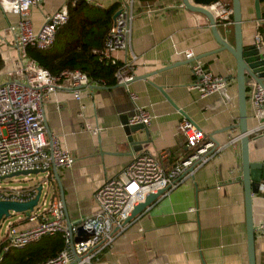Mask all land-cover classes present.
<instances>
[{
  "label": "crops",
  "instance_id": "0c3cea01",
  "mask_svg": "<svg viewBox=\"0 0 264 264\" xmlns=\"http://www.w3.org/2000/svg\"><path fill=\"white\" fill-rule=\"evenodd\" d=\"M64 1L42 0L32 6L33 26L38 28L45 15ZM90 1L106 7L116 0ZM240 2L242 41L248 48L246 60L255 72L264 76V62L260 60L264 44L258 50L252 48L256 31L264 38V17L262 14L259 19L255 17L254 0ZM259 3L262 12L264 0ZM17 18L16 13L0 5V33L4 36V41H0L1 77L10 74L18 57L12 36L6 31L8 24ZM216 25L220 35L233 44V26L218 22ZM218 46L208 17L186 8L181 0H134L130 45L116 50L114 55L118 62L125 59L131 62L135 75L151 73L126 86L138 95L137 104L152 115L147 125L148 139L140 147L134 148L128 142L121 123V117L133 113L134 102L125 85L117 81L113 84L92 81L103 87H83L79 99L69 86L62 84L43 99L46 137H58L75 157L71 166L52 167L49 180L51 191L61 198L56 168L66 210L73 222L96 210L95 189L109 177L120 175L134 152H151L166 167L181 157L185 136L177 124L184 115L162 91L203 130L207 139L212 133L210 137L219 142L212 156L191 177L161 193L130 218L113 244L99 253L95 264H147L157 255L166 257L169 264H248L240 140L230 143L239 134V127L235 126L239 120L236 61L227 49L210 52ZM187 48L213 72L228 77L230 82L224 90L200 96L191 88L195 76L191 70L193 59L183 54ZM165 66L169 67L152 73ZM251 81L246 79L247 89ZM246 113L249 158L260 159L264 157V110L257 114L254 102L247 96ZM86 125L97 126V132ZM226 127L230 128L220 130ZM135 137L146 138L144 132H137ZM251 208L255 261L264 264V230L259 229L264 223L263 190L252 194ZM17 221L20 227L33 224L26 218ZM18 249L7 252L0 263L8 262L10 254Z\"/></svg>",
  "mask_w": 264,
  "mask_h": 264
},
{
  "label": "built area",
  "instance_id": "2783aa9c",
  "mask_svg": "<svg viewBox=\"0 0 264 264\" xmlns=\"http://www.w3.org/2000/svg\"><path fill=\"white\" fill-rule=\"evenodd\" d=\"M41 1L0 0L4 10L18 15L17 20L9 23L6 29L18 50V57L10 72L11 76L0 82V199L27 200L35 195L37 184L42 183L37 182L29 187L1 184V180L9 177V173L23 169H44V181L50 187L51 168L71 166L75 161L74 155L62 145L58 137H46L42 104L43 99L62 84L69 86L73 96L79 99L81 89L91 81L80 69H65L58 74H52L37 60L27 56L26 47L30 45L47 48L53 44L57 27L68 20L69 7L76 0H65L61 6L46 14L42 24L35 28L31 7ZM207 6L218 21L225 25L232 22V6L227 2L216 0ZM117 10L103 47L94 51L98 52L100 58H106L116 65L113 75L117 82L126 87L129 83L127 81L135 76L133 65L126 59L118 63L114 52L127 49L130 45L134 0H121ZM0 41H4L2 33ZM263 44L262 34L256 31L253 45L260 48ZM183 54L185 58L193 59L191 70L195 79L190 86L200 96L221 92L230 82L228 77L213 72L195 58L192 49H184ZM126 89L134 102V111L128 116V122L148 125L152 117L150 111L137 104L138 95L135 92L127 87ZM246 93L254 102L256 113L263 111L264 88L252 80ZM177 127L185 136V149L174 165L164 166L159 157L151 152H134L120 175L109 177L95 189L96 210L76 220L70 229L66 225L61 198L52 191L49 193L47 189L44 190L42 184L36 203L27 212L24 211L25 217H19L33 221V224L20 227L15 222H8L0 239V262L13 248H21L45 235L61 232L64 244L58 253L34 264H95L99 253L111 246L115 238L125 230L127 218L137 203L144 200L150 192H156L160 188H165L163 192H167L191 177L194 170L206 162L218 147L210 138H206L203 130L190 118L182 117ZM86 128L93 132L98 130L97 126L86 125ZM238 139L239 134L231 138L230 143ZM260 189H264L263 182L260 183ZM79 225L87 234L86 237L75 240ZM259 227L264 230V223ZM147 264L169 262L163 255H157Z\"/></svg>",
  "mask_w": 264,
  "mask_h": 264
},
{
  "label": "water",
  "instance_id": "95a60500",
  "mask_svg": "<svg viewBox=\"0 0 264 264\" xmlns=\"http://www.w3.org/2000/svg\"><path fill=\"white\" fill-rule=\"evenodd\" d=\"M182 4L193 11H199L204 13L211 24L212 33L218 42L219 46L216 49L211 50L210 52H216L221 49H227L230 53L234 56L236 61V85H237V92H238V107H239V120L235 126L239 127V140H240V148H241V179L244 185V197H245V213H246V235H247V257H248V264H256L255 261V251H254V239H255V227L252 220V208H251V196L253 193H258L260 189V183H264V157L256 160H251L249 158V136H248V127L246 124L247 113H246V99H247V84L246 79L250 78L256 83H259L264 88V76H261L257 72H255L251 65L246 60V50L248 49L242 41V14H241V2L240 0H231L232 2V21H233V31H234V43L231 44L228 42L223 36L220 35L217 29V21L214 17L212 11L208 8V4L212 1L216 0H181ZM254 11L255 17L259 19L261 17V9L259 0H254ZM118 10H116L113 14V17L117 14ZM252 48L254 50H258L255 45L252 43ZM264 55L261 57V61L264 62L263 59ZM169 66H165L158 70H154V72L162 71ZM151 73H146L141 76L135 75L132 79L127 82H130L138 77H146ZM117 84L123 85V83L118 82ZM84 86V85H82ZM89 87H103V85H98L94 83H89ZM159 89L163 90L162 86H158ZM164 96L169 100V102L184 115V117L189 118V116L172 101V99L162 91ZM121 123L124 126V130L127 134L128 142L134 147H140L141 143L147 141V125L141 122L137 123H129L128 117L124 116L121 117ZM230 127H226L220 130H225ZM137 132H144L146 138H138L135 137ZM205 134V133H204ZM206 135V134H205ZM210 136L212 133L209 134ZM209 138L214 142L215 146L219 145V142ZM45 172L44 169H32V170H17L12 173H9L7 176L15 175V174H29V173H37V172ZM55 178L57 180V184L60 190L61 201L63 204V208L65 211V218H66V225L67 228L70 229L73 221L70 220L66 205L65 199L63 194V187L60 181L59 175L57 173L56 168H54ZM43 183H38L36 186V193L33 197L27 200H15V199H0V220L4 216H8L10 214V210L13 211H25L27 212L29 209L33 207L36 203L40 189ZM165 188H160L156 192H150L146 195L145 199L137 203L132 211L130 216L127 218L129 220L137 213H139L145 206H147L152 200H154L157 196H159ZM264 192V189H263ZM77 235L74 237L75 240H80L83 237H86L87 231L82 228L81 225L77 227Z\"/></svg>",
  "mask_w": 264,
  "mask_h": 264
},
{
  "label": "trees",
  "instance_id": "16d2710c",
  "mask_svg": "<svg viewBox=\"0 0 264 264\" xmlns=\"http://www.w3.org/2000/svg\"><path fill=\"white\" fill-rule=\"evenodd\" d=\"M223 1L232 6L231 0ZM119 5L120 0L106 7H100L88 0H76L69 7L68 20L57 27L53 44L47 48L28 45L27 56L37 60L52 74H58L65 69H80L91 83H115L113 72L116 65L106 58H100L94 49L103 47L113 14ZM261 14L264 17V10ZM230 25L233 26V21ZM63 244L64 237L61 232L45 235L19 248L16 253H11L9 261L0 264H34L58 253Z\"/></svg>",
  "mask_w": 264,
  "mask_h": 264
},
{
  "label": "rangeland",
  "instance_id": "374dc122",
  "mask_svg": "<svg viewBox=\"0 0 264 264\" xmlns=\"http://www.w3.org/2000/svg\"><path fill=\"white\" fill-rule=\"evenodd\" d=\"M0 74V82L10 77V74H6L4 77H1ZM46 179L45 172H37V173H29V174H15L7 177L4 180H1V184H6L8 186H22V187H29L34 185L37 182H42L44 190L47 189L49 193H51V188L47 186V183L44 181ZM49 195V194H48ZM25 217V212L23 211H13L10 210V214L8 216H4L0 220V239L4 235L8 222H15V224H19L18 218Z\"/></svg>",
  "mask_w": 264,
  "mask_h": 264
},
{
  "label": "clouds",
  "instance_id": "9594fccd",
  "mask_svg": "<svg viewBox=\"0 0 264 264\" xmlns=\"http://www.w3.org/2000/svg\"><path fill=\"white\" fill-rule=\"evenodd\" d=\"M27 5H25V7H26Z\"/></svg>",
  "mask_w": 264,
  "mask_h": 264
}]
</instances>
